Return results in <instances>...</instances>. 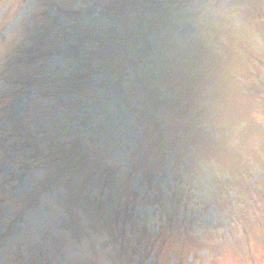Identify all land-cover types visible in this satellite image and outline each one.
Listing matches in <instances>:
<instances>
[{
    "label": "rangeland",
    "instance_id": "1",
    "mask_svg": "<svg viewBox=\"0 0 264 264\" xmlns=\"http://www.w3.org/2000/svg\"><path fill=\"white\" fill-rule=\"evenodd\" d=\"M0 264H264V0H0Z\"/></svg>",
    "mask_w": 264,
    "mask_h": 264
}]
</instances>
